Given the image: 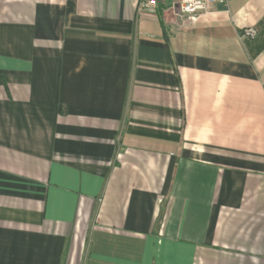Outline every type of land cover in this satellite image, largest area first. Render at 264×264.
I'll return each mask as SVG.
<instances>
[{
  "label": "crops",
  "instance_id": "obj_1",
  "mask_svg": "<svg viewBox=\"0 0 264 264\" xmlns=\"http://www.w3.org/2000/svg\"><path fill=\"white\" fill-rule=\"evenodd\" d=\"M139 2L0 0V264H264V0Z\"/></svg>",
  "mask_w": 264,
  "mask_h": 264
},
{
  "label": "built area",
  "instance_id": "obj_2",
  "mask_svg": "<svg viewBox=\"0 0 264 264\" xmlns=\"http://www.w3.org/2000/svg\"><path fill=\"white\" fill-rule=\"evenodd\" d=\"M232 1L234 0H180L174 10L182 17L195 22L200 17L215 12L217 5L228 8ZM156 6V0H140L138 10L139 13H154ZM240 36L243 40L252 41L257 38L258 32L255 28H247Z\"/></svg>",
  "mask_w": 264,
  "mask_h": 264
}]
</instances>
